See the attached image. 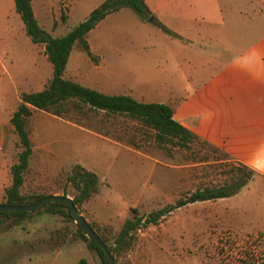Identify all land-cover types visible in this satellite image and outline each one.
<instances>
[{
    "label": "rangeland",
    "instance_id": "rangeland-1",
    "mask_svg": "<svg viewBox=\"0 0 264 264\" xmlns=\"http://www.w3.org/2000/svg\"><path fill=\"white\" fill-rule=\"evenodd\" d=\"M58 1L32 0L38 24L52 36L66 32L101 0H61L66 4L62 6L64 18L55 15L51 26L47 8L54 9ZM153 1L157 15L159 1ZM40 2L46 4L44 8ZM181 4L180 13L163 11L172 29L195 39L196 28L206 30L210 25L198 19L197 12L208 20L216 12L215 4L212 0H183ZM218 4L223 5V0ZM155 20L152 14L140 15L127 6L107 13L86 34L90 50L98 57L91 59L73 46L63 75L105 93H123L142 101L176 100L185 95L211 68L191 61L199 50L177 38L169 39ZM208 21L212 25L214 20ZM21 24L13 1L0 0V49L15 46L11 70L18 76L21 70L34 69ZM43 75L48 74L40 67L28 81L17 76L12 84L0 70L1 179L9 176V165L19 150L7 119L18 103L15 89L37 90ZM150 132L122 115L58 116L33 109L32 151L20 190L70 197L65 175L78 163L93 171L97 180L94 192L78 211L113 235L132 207L146 213L195 188L223 182L237 162L199 141L187 147L169 143L161 147ZM76 226L72 217L43 210L22 218L0 214V264L26 263V255L31 257L30 264H101ZM135 236L113 264H264V179L253 175L231 195L175 207L155 223L139 228Z\"/></svg>",
    "mask_w": 264,
    "mask_h": 264
},
{
    "label": "trees",
    "instance_id": "trees-1",
    "mask_svg": "<svg viewBox=\"0 0 264 264\" xmlns=\"http://www.w3.org/2000/svg\"><path fill=\"white\" fill-rule=\"evenodd\" d=\"M122 6H127L140 15L149 14L144 0H101L89 10L83 19L69 27L66 32L52 36L37 23L30 0H13V9L22 22L24 32L33 43L43 44L42 51L50 62L51 71L40 89L19 92V101L8 117V124L16 134L19 150L8 168L9 182L3 186L2 202L27 204L45 195L38 192L29 194L20 190L23 173L32 151L29 130L33 109H41L58 116L90 117L91 114L97 112L122 115L148 128L153 140L161 147H165L168 143L187 147L193 141H199L213 149H221L224 159H231V155L225 150L199 137L175 120L169 104L161 101L137 100L123 93H105L63 75L69 51L73 46L80 48L91 59L97 58V55L89 50L86 34L107 13ZM60 18H64L63 13H60ZM155 21L163 31L177 36L165 25ZM229 171L228 178L223 182L195 188L188 195L177 197L173 203H167L146 213H139L136 208L132 207L130 216L122 220L113 235L102 231L100 227L91 222L88 223L100 240L106 244L114 261L130 248L135 240L136 231L142 226L155 223L162 214L186 203L231 195L255 173L240 162L233 163ZM65 184L70 188V198L79 210L80 204L88 199L96 188V175L93 171L74 163L65 175ZM36 210L59 213L71 218L66 203L61 200L45 201L28 211L0 210V214L22 218ZM76 230L86 240L87 246L96 252L100 263L108 264L106 255L96 242L86 236L78 225Z\"/></svg>",
    "mask_w": 264,
    "mask_h": 264
},
{
    "label": "crops",
    "instance_id": "crops-1",
    "mask_svg": "<svg viewBox=\"0 0 264 264\" xmlns=\"http://www.w3.org/2000/svg\"><path fill=\"white\" fill-rule=\"evenodd\" d=\"M158 1L160 12L156 15L153 12L156 9L154 1L144 0L149 14L177 34L172 36L166 33L169 39L177 38L181 43L199 50L197 57L191 61H196L201 67L210 66L211 68L197 78L193 87L185 95L176 100L167 98L166 101L161 102L172 107V117L183 126L222 148L231 155L232 160L246 165L255 172L254 175L264 179L263 0H223V5L218 4V0H212L215 4L213 9L216 12L211 18L208 15L207 19H213L214 25L205 20L203 13L197 12L198 19L210 25L206 30L196 28L195 39L188 38L172 29L168 15L163 11L164 8H168V11L173 12L175 9L180 13L183 0ZM30 5L36 19L32 0ZM39 5L44 8L46 4L40 2ZM62 6L66 4L59 0L54 8L55 11L53 7L47 8L52 16L51 26L57 19L55 15L59 16L63 13ZM21 27L23 29L22 24ZM24 34L28 37L25 32ZM28 39V61L34 69L21 70L19 76L11 70L14 46L0 49V70L6 75L7 81L15 84L17 76L20 80L28 81V77L35 72L38 73L42 67L48 75L41 77V88L50 75V62L42 51L43 44L33 43L29 37ZM100 62H102L101 57ZM20 91L23 90L15 89L18 101ZM14 109L9 112L8 117ZM3 138L4 132L0 124V149ZM0 162L3 161L0 159ZM8 182L9 176L4 179L0 177V193ZM23 258L27 262L22 264L31 263L30 256L26 255Z\"/></svg>",
    "mask_w": 264,
    "mask_h": 264
},
{
    "label": "water",
    "instance_id": "water-1",
    "mask_svg": "<svg viewBox=\"0 0 264 264\" xmlns=\"http://www.w3.org/2000/svg\"><path fill=\"white\" fill-rule=\"evenodd\" d=\"M149 19H151V17H149ZM52 200H61L64 203H66L69 214L72 217L73 221L81 228V230L86 236L92 238L96 242V244L103 250L104 254L107 257L108 264H113L112 257L109 253V250L107 249L106 244L100 240L96 232L89 225L88 221L85 220V218L79 213V211L73 204L71 198L67 195L45 194L41 198L27 204H10L6 202H2V203L0 202V210L28 211L45 201H52Z\"/></svg>",
    "mask_w": 264,
    "mask_h": 264
}]
</instances>
